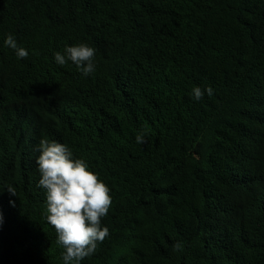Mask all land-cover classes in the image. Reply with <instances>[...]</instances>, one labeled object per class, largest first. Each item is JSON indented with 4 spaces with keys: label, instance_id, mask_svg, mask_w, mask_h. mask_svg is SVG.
I'll return each instance as SVG.
<instances>
[{
    "label": "trees",
    "instance_id": "obj_1",
    "mask_svg": "<svg viewBox=\"0 0 264 264\" xmlns=\"http://www.w3.org/2000/svg\"><path fill=\"white\" fill-rule=\"evenodd\" d=\"M80 43L87 76L55 61ZM44 138L111 190L79 264H264V0H0V264H64Z\"/></svg>",
    "mask_w": 264,
    "mask_h": 264
},
{
    "label": "clouds",
    "instance_id": "obj_2",
    "mask_svg": "<svg viewBox=\"0 0 264 264\" xmlns=\"http://www.w3.org/2000/svg\"><path fill=\"white\" fill-rule=\"evenodd\" d=\"M5 46L15 50L17 58L26 59L28 50L18 47L16 39L9 34ZM95 49L85 43L67 46L64 53H55V61L63 66L67 61L73 62L87 76L95 71ZM213 94V89L196 87L193 96L200 100ZM146 133L138 134L136 142L144 144ZM40 155L37 158L40 179L38 186L46 191V219L54 227L57 243L62 245L64 264H79L92 256L98 243L109 235V229L102 227L101 221L107 216L112 205L111 190L99 175L89 169L83 158H73L67 145L49 141L44 138L39 142ZM8 193L16 196L15 188L7 185ZM10 203H13L10 201ZM3 217L0 213V226ZM181 243L173 245L180 250Z\"/></svg>",
    "mask_w": 264,
    "mask_h": 264
}]
</instances>
